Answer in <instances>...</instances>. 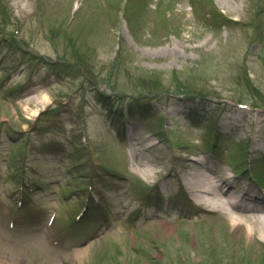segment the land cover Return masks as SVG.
Segmentation results:
<instances>
[{
    "label": "rangeland",
    "instance_id": "1",
    "mask_svg": "<svg viewBox=\"0 0 264 264\" xmlns=\"http://www.w3.org/2000/svg\"><path fill=\"white\" fill-rule=\"evenodd\" d=\"M112 2L0 0V264H264V0Z\"/></svg>",
    "mask_w": 264,
    "mask_h": 264
},
{
    "label": "bare ground",
    "instance_id": "2",
    "mask_svg": "<svg viewBox=\"0 0 264 264\" xmlns=\"http://www.w3.org/2000/svg\"><path fill=\"white\" fill-rule=\"evenodd\" d=\"M112 1L114 0H107L108 3L106 4L108 7L106 15L109 16H114L116 14L115 4ZM224 1V4H226L228 2L230 3L231 0ZM121 2L124 3L122 5V12L127 16L130 6L129 2H131V0H121ZM157 14H159V11ZM108 25L112 28L113 22H109ZM154 173L155 169L147 168L144 170L143 175L150 177ZM227 173L228 172L223 171L224 177H222L221 180L217 175L213 176V173L211 174L207 171L193 174L188 180V194H190L199 205L210 207L216 210V212H224L229 216L234 225L237 226L245 221H249L252 225L250 226L252 230L254 228L253 225L257 224L264 233V215L258 214L264 213V195L260 198L257 197L258 200H256V198L248 199L249 194L247 188H249V186L247 185L246 187L237 189L230 180L232 177H226ZM223 184H227L228 188L224 189ZM166 230L171 232L173 230L172 225H169Z\"/></svg>",
    "mask_w": 264,
    "mask_h": 264
}]
</instances>
